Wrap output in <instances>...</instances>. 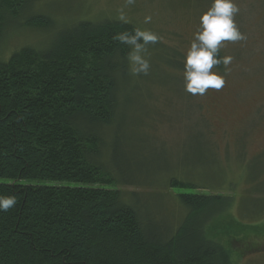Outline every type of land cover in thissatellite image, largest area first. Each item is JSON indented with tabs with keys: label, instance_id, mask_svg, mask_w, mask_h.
<instances>
[{
	"label": "trees",
	"instance_id": "16d2710c",
	"mask_svg": "<svg viewBox=\"0 0 264 264\" xmlns=\"http://www.w3.org/2000/svg\"><path fill=\"white\" fill-rule=\"evenodd\" d=\"M38 2L0 0V179L11 181L0 183V195L17 198L0 212V264H232L207 235L230 201L202 183L212 150L197 146L177 159L188 172L166 182L177 214L138 189L149 172L145 150L123 133L131 49L114 39L138 29L79 21L5 57L8 31L49 28L51 19L34 12ZM154 163L152 171L171 168Z\"/></svg>",
	"mask_w": 264,
	"mask_h": 264
},
{
	"label": "rangeland",
	"instance_id": "374dc122",
	"mask_svg": "<svg viewBox=\"0 0 264 264\" xmlns=\"http://www.w3.org/2000/svg\"><path fill=\"white\" fill-rule=\"evenodd\" d=\"M212 2L39 0L34 12L51 19L49 28L8 31L3 55L7 57L24 45H40L45 38L49 41L59 29L79 21L115 20L161 37L144 53L151 65L149 73L134 74L129 61L126 79L130 82L121 91L133 100L123 133L145 150L144 165L149 171L146 185L138 189L160 196L162 209L177 214L176 205L166 195L167 179L173 173L180 176L187 172L177 163L189 150L197 146L209 153L212 150L213 159L201 168L210 176L202 183L208 192L216 190L230 201L229 207L209 223L207 235L223 246L232 264H264V20L256 0H233L240 9L234 21L246 40L225 41L219 49L220 57L233 58L230 65L212 69L225 76V86L193 96L184 88V57L200 27V17ZM146 16L152 17L150 23L144 22ZM156 158L168 160L171 168L163 165L150 170L156 166ZM0 183L11 181L0 179ZM18 183L76 186L34 180Z\"/></svg>",
	"mask_w": 264,
	"mask_h": 264
},
{
	"label": "clouds",
	"instance_id": "9594fccd",
	"mask_svg": "<svg viewBox=\"0 0 264 264\" xmlns=\"http://www.w3.org/2000/svg\"><path fill=\"white\" fill-rule=\"evenodd\" d=\"M126 3L132 4L134 0H126ZM239 10L233 0H213L209 10L200 17V27L184 57V88L187 93L203 96L209 89L220 90L225 86V76L212 69L221 64L228 66L232 63L231 56H219L223 42L246 40L234 21ZM120 19H125L123 12ZM151 20V16L144 18L145 23H150ZM114 39L130 47L128 60L132 65V72L136 75H147L151 65L144 53L148 45L158 43L161 37L150 30H135L118 33ZM16 204L15 196L0 195V212H7Z\"/></svg>",
	"mask_w": 264,
	"mask_h": 264
},
{
	"label": "flooded vegetation",
	"instance_id": "af4514ba",
	"mask_svg": "<svg viewBox=\"0 0 264 264\" xmlns=\"http://www.w3.org/2000/svg\"><path fill=\"white\" fill-rule=\"evenodd\" d=\"M259 5H260V8H261V11H262V15H263V20H264V0H256ZM264 35V33H263ZM264 38V37H263Z\"/></svg>",
	"mask_w": 264,
	"mask_h": 264
}]
</instances>
